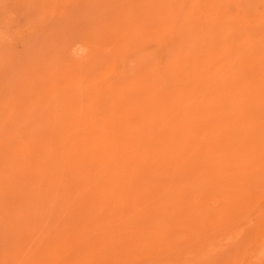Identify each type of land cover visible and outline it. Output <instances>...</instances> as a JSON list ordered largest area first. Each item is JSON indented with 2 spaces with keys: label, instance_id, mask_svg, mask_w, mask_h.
<instances>
[{
  "label": "rangeland",
  "instance_id": "obj_1",
  "mask_svg": "<svg viewBox=\"0 0 264 264\" xmlns=\"http://www.w3.org/2000/svg\"><path fill=\"white\" fill-rule=\"evenodd\" d=\"M0 264H264V0H0Z\"/></svg>",
  "mask_w": 264,
  "mask_h": 264
},
{
  "label": "clouds",
  "instance_id": "obj_2",
  "mask_svg": "<svg viewBox=\"0 0 264 264\" xmlns=\"http://www.w3.org/2000/svg\"><path fill=\"white\" fill-rule=\"evenodd\" d=\"M86 50L82 47H79L77 49H74L73 52H74V55L76 56H80V55H83V53L85 52Z\"/></svg>",
  "mask_w": 264,
  "mask_h": 264
}]
</instances>
